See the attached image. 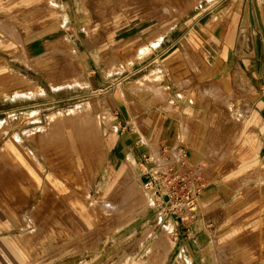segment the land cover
Instances as JSON below:
<instances>
[{"label":"rangeland","instance_id":"1","mask_svg":"<svg viewBox=\"0 0 264 264\" xmlns=\"http://www.w3.org/2000/svg\"><path fill=\"white\" fill-rule=\"evenodd\" d=\"M223 1L0 0V264H264V166L212 167L215 188L181 222L156 214L119 144L118 93L168 101L139 69L204 58L180 45L158 58V37Z\"/></svg>","mask_w":264,"mask_h":264},{"label":"crops","instance_id":"2","mask_svg":"<svg viewBox=\"0 0 264 264\" xmlns=\"http://www.w3.org/2000/svg\"><path fill=\"white\" fill-rule=\"evenodd\" d=\"M223 3L216 13L195 18L189 30L158 37L153 54L163 60L178 45L194 55L203 48L202 62L198 58L199 64H194L196 72L189 65L156 61L139 69L145 71L143 76L153 78L148 87L164 88L168 101L155 96L152 106L139 100L131 106L119 93L114 99L115 113H120L117 131L122 150H129L138 164L142 155L159 159L163 146L170 152V162L176 164L183 150L188 162L176 167L201 168L206 182L201 197L215 188L210 184L212 167L264 166V0ZM168 103L179 110L177 116L163 109ZM224 149L238 151L243 159L236 162L211 155ZM141 169L139 165L140 182ZM218 193L211 192L209 199L217 201Z\"/></svg>","mask_w":264,"mask_h":264},{"label":"built area","instance_id":"3","mask_svg":"<svg viewBox=\"0 0 264 264\" xmlns=\"http://www.w3.org/2000/svg\"><path fill=\"white\" fill-rule=\"evenodd\" d=\"M264 95V84L262 87ZM170 152L166 146L162 147L161 157L155 159L150 155H142L141 185L154 200L155 212L161 218L182 221L194 218L198 213L199 200L206 188L201 168H187L179 170L176 164L185 166L187 156L180 151L172 164L169 160Z\"/></svg>","mask_w":264,"mask_h":264},{"label":"bare ground","instance_id":"4","mask_svg":"<svg viewBox=\"0 0 264 264\" xmlns=\"http://www.w3.org/2000/svg\"><path fill=\"white\" fill-rule=\"evenodd\" d=\"M108 132H109V131H108ZM1 151H2V153H4L5 150L2 148ZM2 153H1V154H2ZM79 155H80V154H79ZM77 157H78V156H77ZM142 196H143V197H142ZM140 197H142L141 200H142L143 202H146V196H145L144 194H142V192H141V194H140ZM9 221H10V220H9ZM7 222H8V221H6V223H7ZM8 223H9V222H8ZM164 262H165V260H164ZM164 262H163V264H164ZM185 262H186V261H185Z\"/></svg>","mask_w":264,"mask_h":264}]
</instances>
